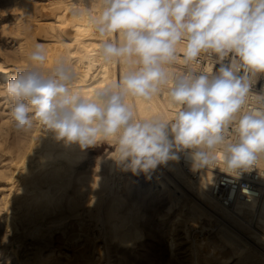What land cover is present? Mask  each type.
<instances>
[{
  "label": "bare ground",
  "instance_id": "bare-ground-1",
  "mask_svg": "<svg viewBox=\"0 0 264 264\" xmlns=\"http://www.w3.org/2000/svg\"><path fill=\"white\" fill-rule=\"evenodd\" d=\"M88 8L99 0H0V264H264V190L224 206L191 150L141 181L106 142L81 149L39 123L15 129L4 86L36 44L44 70L66 59L87 96L124 71L96 59L101 38L73 15ZM135 105L139 118L167 112L164 96Z\"/></svg>",
  "mask_w": 264,
  "mask_h": 264
},
{
  "label": "clouds",
  "instance_id": "clouds-1",
  "mask_svg": "<svg viewBox=\"0 0 264 264\" xmlns=\"http://www.w3.org/2000/svg\"><path fill=\"white\" fill-rule=\"evenodd\" d=\"M73 15L101 38L96 59L124 71L87 96L66 59L44 70L47 53L36 44L31 67L4 86L16 130L39 123L81 149L106 142L133 174L184 150L193 171L239 176L264 165V94L252 91L264 73V0H99L98 12ZM177 63L184 70H173ZM158 96L167 112L139 118L135 102Z\"/></svg>",
  "mask_w": 264,
  "mask_h": 264
},
{
  "label": "built area",
  "instance_id": "built-area-1",
  "mask_svg": "<svg viewBox=\"0 0 264 264\" xmlns=\"http://www.w3.org/2000/svg\"><path fill=\"white\" fill-rule=\"evenodd\" d=\"M225 63H227V61H225ZM202 66L210 67L207 59L203 60ZM218 67L219 65L216 64L215 67H213V72H215ZM174 70L182 71L184 70V66L177 63ZM252 91L256 94H264V73L257 75ZM214 171L215 179L212 184V193L224 206H230L238 199L258 196L264 190V167H253L249 171H243L239 176L229 175L222 171L220 167L214 168ZM192 176L194 175L192 174Z\"/></svg>",
  "mask_w": 264,
  "mask_h": 264
},
{
  "label": "rangeland",
  "instance_id": "rangeland-1",
  "mask_svg": "<svg viewBox=\"0 0 264 264\" xmlns=\"http://www.w3.org/2000/svg\"><path fill=\"white\" fill-rule=\"evenodd\" d=\"M148 175V174H147ZM190 176H192V175H190ZM137 177H139V179L142 181V180H147V177H146V175L144 176V174L142 175L141 173L137 176ZM193 178H195L194 176H192ZM150 179H152V177H151V175H150V177H149ZM190 196L192 197V198H194V196L190 193Z\"/></svg>",
  "mask_w": 264,
  "mask_h": 264
}]
</instances>
